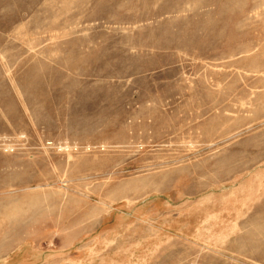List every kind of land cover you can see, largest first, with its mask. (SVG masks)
Returning <instances> with one entry per match:
<instances>
[{
    "label": "rangeland",
    "instance_id": "obj_1",
    "mask_svg": "<svg viewBox=\"0 0 264 264\" xmlns=\"http://www.w3.org/2000/svg\"><path fill=\"white\" fill-rule=\"evenodd\" d=\"M0 264H264V0H0Z\"/></svg>",
    "mask_w": 264,
    "mask_h": 264
}]
</instances>
